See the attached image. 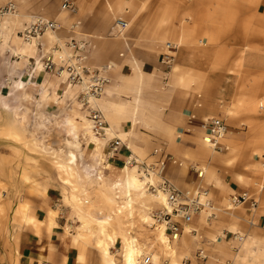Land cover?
Here are the masks:
<instances>
[{"label": "rangeland", "instance_id": "1", "mask_svg": "<svg viewBox=\"0 0 264 264\" xmlns=\"http://www.w3.org/2000/svg\"><path fill=\"white\" fill-rule=\"evenodd\" d=\"M9 1L17 3V0H7L5 4ZM128 1L140 5L131 12L133 21L141 14L158 20L161 27L169 26V23L174 24V30L171 28L175 31L174 39L164 42V45L169 42L177 46L180 43L177 52L173 51L175 61L167 67L171 73L170 77L176 79L177 85L187 92L192 91L193 85L196 84L195 73L200 72L199 81L197 79V84H201L200 95L205 94L209 98L208 91L211 94L215 93L213 98L216 100L210 108L216 111V118L225 121L229 128L228 134L233 130L248 134L247 142L255 148L251 153L252 163L247 167L252 177L249 183L257 195L259 204L262 205L264 189L262 192L260 189L264 188V109L260 108V103L264 100V10L261 8V0ZM200 1L203 6H198ZM179 5L184 6V11L176 12ZM194 5H197V8L194 9ZM49 8L50 6L47 13L52 15L54 11ZM25 13L35 14L32 11ZM165 53L170 54V51L165 48L164 55ZM175 63L184 66L177 73L173 68ZM4 77L7 79V76ZM60 91L61 98H58L60 102L63 101L61 104L58 103V108L50 99L44 108L37 107L38 105L31 100L19 99L11 112L0 113V142H6L3 152H0V227L6 231L9 241L14 243L21 231L30 230L24 222L13 215L14 210L18 205L25 206L27 214L37 218L39 206L35 202L48 198L51 192V196L55 194L61 201L56 203L57 207H47L45 213H42L44 219L40 221L46 223L49 213L54 211L56 226L57 221L64 218L65 211L66 216L70 215L72 217L70 220L76 225L75 230L68 227L67 232L68 235L74 233L76 245L80 240L77 239V243L75 237L87 231L86 220L90 219L91 229H96L97 220L113 216L118 220L109 227L111 232L114 230L119 235L128 233L138 240L139 245L147 248L150 254L157 252L161 258L159 264H167L171 260L170 255H166L163 246L153 245L157 234L154 229L149 228L151 224L149 214L163 206L149 200L140 201V198L133 195L135 212L130 218L129 212L122 209L117 201L116 205L109 204L103 187L100 189L95 182L97 177L95 174L101 175L103 183L107 184L114 198L111 187L122 177L121 172L114 177L103 170L99 173L88 171L95 177L94 181L85 179L87 173L84 172L83 166H86V163L80 161V157L84 153V148L90 144L91 136H94L92 130L86 131V125H83L84 118L89 119L88 113L78 103L79 92H76L75 98H65L71 100L69 101L64 99V91ZM50 113L56 115L51 117ZM67 115L74 117L78 126L77 142L80 144L78 150H70L67 146L68 140L75 141L69 133V127L62 124ZM48 117L50 122H47ZM13 120H16V123L8 128ZM90 124L92 128L91 121ZM198 137L202 138L203 135ZM104 142L106 144L107 140ZM219 144L220 149L216 151L225 153L228 152L226 150L228 147L230 152L237 154L236 159H243L244 156L236 151V148L222 142ZM69 151L78 156L76 169L82 177L72 179L71 182L74 184L72 186L63 183L64 177L59 174L56 167L57 161L67 159ZM83 162L84 164H81ZM200 169L202 171L204 167ZM74 193L81 200L80 204L83 207L81 211L74 207L75 203H71L69 199L65 200V195L70 197ZM123 197L125 202L122 206L126 203V195ZM86 200L89 201L88 204L85 203ZM227 200L225 206L213 204L217 216L223 212H233L235 209L232 205L233 210H228L227 204L231 205V198ZM262 207L264 211V204ZM118 210H122L123 213L118 214ZM143 218H147V222ZM201 218L203 225L198 232L196 230L193 236L186 235L182 241L181 238L171 244L178 252L177 261L180 264H264V237L257 238L258 243L256 242L257 245L254 246L256 253L251 256L247 254L248 251L244 252V246L235 239L237 235L244 236L245 239L246 232L241 231L232 235L233 242L227 239V244L219 246L216 242L218 237L215 235L218 219L207 221L204 215ZM80 239L84 252L89 256L87 264H99L94 248L95 239L91 237L88 242L81 236ZM151 246L152 251L148 249ZM115 247L117 251L115 249L113 251L117 255L121 249L120 242ZM200 250L207 255L204 261L197 258Z\"/></svg>", "mask_w": 264, "mask_h": 264}, {"label": "crops", "instance_id": "2", "mask_svg": "<svg viewBox=\"0 0 264 264\" xmlns=\"http://www.w3.org/2000/svg\"><path fill=\"white\" fill-rule=\"evenodd\" d=\"M6 1L0 0V8ZM65 2L74 5V13L62 10ZM198 3V6H203L201 1ZM16 4L24 12L32 11L35 16L56 21L60 26L55 33L58 42L70 38L90 40L92 66H112V84L98 102V107L103 112L108 127L114 128V137L120 139L122 144L117 152H113L108 142L111 139L109 137L98 156L93 143H90L84 148L82 158L80 157V161L86 163L83 166L84 172L86 169L94 173L103 170L115 177L126 167L131 152L153 162L157 158L152 157V154L155 150H160L163 155L172 156L177 161L168 164L166 177L180 190L204 186L209 189L215 206H225L228 198L246 192L256 194L249 183L252 177L247 167L252 163L251 153L255 148L247 142L248 134L233 130L229 141L224 143L236 148L244 156L243 159H236L237 154L230 150L219 152L220 155L208 150L198 137L202 133L199 125L190 122V115H195L198 120L219 119L216 118V111L210 108L216 100L215 93L208 91L209 98L205 94L204 97L201 96V84H197L200 72L195 73L196 84L188 92L177 85L176 79L170 77L171 73L161 61L167 44L164 45V42L174 39L173 23L161 27L158 20L141 14L133 21L131 12L140 5L128 0H17ZM27 6L31 8L28 9ZM48 6L54 11L52 15L47 13ZM123 7H129L132 11L126 13ZM193 8H197V5ZM261 8L264 10V0H261ZM178 11H184V6L179 5L176 9ZM118 20L128 24L121 36H115L113 30ZM4 76L6 75L0 74L1 94L8 90ZM21 79L26 82L31 80L36 86L46 80L57 81L44 72L36 73L33 64L22 72ZM60 90L63 89L58 88L56 93L61 98ZM17 103L18 101L11 102V106L14 107ZM54 104L58 108V104ZM5 112L7 111L0 103V113ZM4 143L0 142V152L4 150ZM6 147L8 148V144ZM202 167H206L208 172L203 179H199L193 169L201 170ZM49 195L48 198L35 202L39 206L38 220L44 219L42 213H45L47 207H54L61 201L55 194L51 196L50 192ZM262 202L264 204V197ZM262 205L258 204L256 209H252L249 203H245L235 207L233 212L220 213L215 229L218 245L224 246L227 239L232 240V235L239 234L234 231L235 226L237 232H246V236L264 237ZM71 218L64 211V218L59 219L51 231L47 225L43 227L41 235H37L32 229L23 230L14 243L9 241L6 231L0 227V264H80L78 258L81 247L74 243V233H67L68 227L72 230L76 227ZM202 225V218L196 216L191 228L198 232ZM184 236L185 233L182 238Z\"/></svg>", "mask_w": 264, "mask_h": 264}, {"label": "bare ground", "instance_id": "3", "mask_svg": "<svg viewBox=\"0 0 264 264\" xmlns=\"http://www.w3.org/2000/svg\"><path fill=\"white\" fill-rule=\"evenodd\" d=\"M258 2V0H257ZM126 13H130L132 9L129 7L122 8ZM36 18L35 15H27L21 8L18 9L17 13L13 16L5 17L3 20L0 21V74L3 73L7 76V84H8V91L6 94L0 93V103L4 106L5 110L8 112H11L14 108L11 106V102H16L19 99H22L24 101L31 100L35 104H37L39 108H44V105L48 102V100H52L54 103H59L58 94L56 93V90L58 88H62L64 91L63 97L65 98H75L76 90L70 88L68 85H66V82L64 81L65 77H62L61 79H57L55 83L46 80L44 83L40 85L33 84L34 82L30 81H24L22 80L21 74L24 70H28L30 68V65L33 64L32 60L37 61V68L35 69V72H42L43 66L41 62V57L39 54L38 49V40H34L33 42H26L24 39L19 35V32L24 29V25L26 23H30L31 21ZM58 39L55 36V33H47L45 37L42 39L43 41V47H44V53L50 50L51 46L56 42ZM183 43V40L180 41ZM169 43V42H168ZM177 46L180 47V43L177 44ZM176 46V47H177ZM205 46V44H204ZM184 66L182 64H174L173 68L174 71L177 73L179 70H181ZM16 78H19L18 80ZM54 78V77H53ZM137 99H135V102ZM260 108L264 109V100L260 103ZM22 109V108H20ZM59 111V110H57ZM56 112V111H55ZM54 113H50V116L53 117ZM85 122H83V125H86L85 129L86 131H91V124L90 120L87 118H84ZM46 121V118L45 120ZM47 122H50V117L47 118ZM16 123V120H13L11 124H9L7 127L11 128L12 124ZM63 125L69 127V133L74 138L75 141H67V146L70 150L72 149H79L80 144L77 142L79 140L78 135V126L76 125L75 118L67 115L65 117V120L62 122ZM113 129L110 128L107 131V134L110 135V138H112L113 135ZM12 133V132H11ZM203 135L202 138H204V134L200 132V135ZM94 135V134H93ZM13 136L16 137V134ZM232 136V133L229 132L225 137L219 140V142L226 143L229 141V137ZM201 137H199L200 141L202 140ZM105 138H99L94 136H91V142L94 145V150L96 155H101L102 149L105 145ZM204 146L210 150L212 153H219L216 151L213 145H211L210 140L203 139L201 141ZM226 150L229 151V148L227 147ZM220 155V153H219ZM82 158V156H81ZM78 156L73 152L69 151L67 154V159L65 160H59L56 162V167L59 171V174L62 175L64 178L63 183L65 185H74L71 180L76 179L80 176V179L82 178L81 175L77 172V162H78ZM202 176L208 172L207 168L204 167L202 170ZM86 180L94 181L93 175L88 172V169H86ZM122 177L119 178L116 182L123 187V192L126 195L125 200L126 203L121 208L129 212V217H133V213L135 212L134 208V197L135 195L140 198V201H152L155 202L159 206H166V198L164 195L159 194L157 197H154L153 195L149 194L145 187L144 182L146 179L141 178L139 174L136 173L134 169H131L129 167H125L121 170ZM97 178V177H96ZM95 178V182L100 187V189H104V193L108 198V202L111 205H116V197L113 198V196L110 194V189L107 186V184H104V179L101 175L98 176V178ZM28 178L26 177V180ZM116 184V185H118ZM113 191V187H111ZM76 190V189H75ZM73 191V190H72ZM71 191V192H72ZM75 192V191H73ZM67 193V192H66ZM134 195V197H133ZM69 199V201L72 203H75V206L79 211L83 209L82 205L80 204L81 200L78 198V196L74 193L71 194L70 197H67L65 195V200ZM86 204L89 203V201L86 200ZM81 206V207H80ZM232 205L227 204V208L229 211H232L233 208ZM122 210H118V214H122ZM16 218L21 220L26 224L27 228L32 229L37 235H41L43 227L48 226V230L51 231L53 226L55 225V212L51 211L49 213L48 217V223L41 222L38 220L35 216H29L27 214V207L18 205L17 208L14 210L13 214ZM205 216V219H207L208 216L203 214ZM13 216V217H14ZM89 221L86 220L85 224L88 226L87 231L80 234L79 237H75V239L80 240L79 246L81 247V254L79 255L78 261L80 264H87L89 261V256L86 252H84L82 248V243L80 236L82 238H85V240L88 242L91 240V237L95 239V254L97 256V260L99 264H140L142 262V258L149 254L153 258V264H159L160 263V256L157 252H153L150 254V252L147 250V248H144L139 245V242L134 237H131L128 233L125 232L124 234H117V232H114V230H110V226L113 225V222L118 220V218H115L113 216H110L104 220V218H101L100 220H97L96 226L98 228L91 229L92 222L90 219ZM145 222H147V218H143ZM191 228V227H190ZM188 228L185 232L188 237L193 236V231H196L194 228ZM234 231L237 232V228L235 226ZM156 231V238L155 242H153V245L159 244L160 246H163V250L166 252V255L169 256L171 260L167 264H180L177 261L178 252L174 247L171 245V241H169L165 231L163 228H155ZM184 237L181 239V241L184 239ZM78 240L76 241L78 243ZM121 244V249L118 250L117 255L114 253V249H116V244ZM217 243L218 240H216ZM257 242L256 237L252 236H246L244 241L241 243V245L244 246V252L248 251L247 254L253 256L256 253V249L254 246ZM258 243V242H257ZM150 251L153 250V246L148 248ZM119 256V257H118Z\"/></svg>", "mask_w": 264, "mask_h": 264}, {"label": "built area", "instance_id": "4", "mask_svg": "<svg viewBox=\"0 0 264 264\" xmlns=\"http://www.w3.org/2000/svg\"><path fill=\"white\" fill-rule=\"evenodd\" d=\"M196 0H188L194 2ZM65 12L74 13L75 7L68 2L62 5ZM18 6L15 2L10 1L0 8V21L5 17L13 16L17 13ZM128 24L122 20H118L113 28L115 36H121L126 31ZM60 26L56 21L46 17L36 16L33 21L27 23L25 28L19 35L26 42L38 40V49L41 52L42 72L49 74L56 79L64 78L66 85L75 89L78 93V103L80 107L88 113V118L92 123V132L95 136L109 139L107 131L110 129L104 117L103 112L98 107V102L104 97L108 87L112 84L111 65L95 67L90 64V48L92 44L88 39L76 40L74 38L67 39L63 42L57 40L50 50L44 53V45L42 39L49 33H56ZM165 48L170 54L165 53L162 58L164 65L171 66L175 61L173 51L177 52V47L171 43H167ZM33 61L34 69L37 68V61ZM190 122L197 123L204 140L209 139L211 145L215 149H220L219 140L228 133V126L225 121L220 119H203L198 120L195 115H190ZM110 148L113 152H117L121 146V140L112 137L108 140ZM152 157H156V161L148 162L131 152L128 157L126 167L134 169L141 178L146 179L144 187L146 191L157 197L162 194L166 198V206L151 211L149 228H163L171 243L179 241L188 228L194 223L196 216L202 217L203 214L208 215L207 221L217 218L214 212L213 201L210 197L209 189L204 186L197 185L192 189L180 190L167 177V166L169 163H177L172 156H165L160 150H155ZM264 167V164H263ZM125 168V167H124ZM199 179H203L202 171L193 169ZM98 178L99 174H95ZM115 182L112 187L116 201L122 207L124 203V190L121 185ZM263 187L260 192L263 191ZM231 205L239 207L245 203H249L252 209L258 207L259 201L257 195H250L248 192L240 196L232 197ZM58 204L55 205L57 207ZM63 211V210H62ZM213 212V213H212ZM195 233V231H193ZM236 241L242 243L244 236H235ZM197 258L206 260L207 255L200 250ZM140 264H153V258L149 254L142 258Z\"/></svg>", "mask_w": 264, "mask_h": 264}]
</instances>
